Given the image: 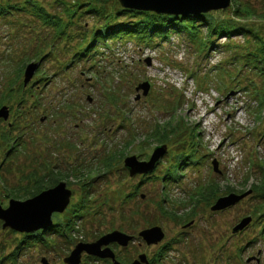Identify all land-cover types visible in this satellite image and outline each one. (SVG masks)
Returning <instances> with one entry per match:
<instances>
[{
    "label": "rangeland",
    "instance_id": "374dc122",
    "mask_svg": "<svg viewBox=\"0 0 264 264\" xmlns=\"http://www.w3.org/2000/svg\"><path fill=\"white\" fill-rule=\"evenodd\" d=\"M73 1L39 0L52 21L37 17L41 13L33 8L10 10L13 15L0 18V109L10 111L0 120V204L7 208L10 199L34 197L39 181L51 182L52 188L64 182L73 192L68 211L86 198L85 210L78 213L84 216L75 222L77 233L62 238L47 232L48 245L29 246V240L20 252L24 234L4 230L0 222L2 264H42L43 258L64 264L77 244L114 230L137 238L120 253L130 261L145 254L152 264H256L247 263L252 257L264 264V200L253 195L226 212L211 211L218 199L251 190L264 162V77L249 73L253 64L245 68L253 61L248 54L255 43L221 35L199 57L179 35L159 47L104 42L96 31L113 29L126 17L110 19L107 26L109 20L88 12L92 6L72 8ZM238 1L264 14V0ZM115 2L108 0L109 12ZM235 4L232 0L218 17L233 19ZM235 22L260 27L264 34L259 20ZM30 64L39 67L25 86ZM146 82L150 93L144 97L141 91L138 99L136 89ZM171 124L178 126L176 134ZM159 128L166 129V143L155 138ZM165 144L168 153L149 178L130 177L126 158L147 161ZM14 194L20 198L8 197ZM248 217L252 224L233 235ZM151 227L162 228V243L148 246L138 238ZM82 264L107 263L88 259Z\"/></svg>",
    "mask_w": 264,
    "mask_h": 264
},
{
    "label": "trees",
    "instance_id": "16d2710c",
    "mask_svg": "<svg viewBox=\"0 0 264 264\" xmlns=\"http://www.w3.org/2000/svg\"><path fill=\"white\" fill-rule=\"evenodd\" d=\"M234 2L236 4L232 11L233 19L227 17L220 19L218 17L220 14H226L225 11L214 12L200 16L173 17L166 15H157L150 12H137L126 9L120 10L118 7L119 3L117 2H115L114 6H112L115 8V10L113 12H109L106 6L108 0H87L85 2L83 0H74L73 4L71 5L75 6L72 8L77 7L79 9L84 6H92L88 10V12L99 14L105 20H109L107 21V26L113 23V21H110V19L117 18L120 15H124L126 17L125 19H127V21L123 22L122 24H117V22L114 23L116 26L113 29L107 28V30L105 31H96V33L102 34V37L105 40L104 42H106V40L133 41L137 43H144L146 45L159 47L164 43L170 42V39L173 36L179 35L180 37L185 36L188 44H190L192 48L197 49L196 54L201 57L203 54H206L205 52H208V44L211 45V48L215 47V37L225 35L227 38L231 39L233 36H245L247 42L251 40L252 45L255 43L254 50L248 54L252 57L253 61L246 62L245 68L247 69L249 67L248 63L250 65L253 64L249 68V73L253 76V74H256L255 71H257L260 75L264 77V34L262 32V29L260 27L258 28L247 23H245L246 25H240L239 22H235V20L256 19L259 20V22L264 23V14H259L257 11H255L248 5H242L241 3H239L238 0H234ZM99 4L103 5L99 6ZM39 5V0H24V2L19 5L14 4L13 2H11V0H6L5 2L0 1V18H6L9 15H13L12 11L22 12L27 9L28 11H30L31 8H33L36 10V12L41 13L38 14L37 17L42 18L45 16V19H48L50 21L54 20L53 17L44 12V7H41ZM69 10H71V8H67L68 12ZM69 15L70 19H73L76 15V12ZM132 19H134L133 22L131 21ZM52 24L56 23L54 22ZM96 40L91 44V48H95L97 42ZM232 49H234V47H232ZM78 57H81V55H79ZM244 57L246 56L241 55V59H246ZM256 63L259 65H256ZM237 65L238 63L233 66L235 67ZM245 68L243 69L242 67L241 71L239 72L241 73L242 69L245 70ZM21 72L22 71H20V73ZM20 73L17 75V78L20 77ZM255 95L260 96V91L257 90L255 92ZM262 95L263 98L260 100V106L264 108V87L262 90ZM0 106H2V104ZM171 127L172 133L176 134L179 129L178 126H172L171 124ZM160 130L161 128L157 130V137L155 138L161 140L162 143H166L169 140V137L166 139L164 138L165 135H162L163 133H166V129H162V132ZM3 141L5 143H9L7 137H4ZM13 151H15L13 148L8 149L7 155L13 154ZM257 171L259 177L257 178V181L253 185L252 189L254 191V195H256L257 198H261L262 200H264V162H261V164L258 165ZM55 179L58 180L59 177H53V180ZM42 182V184H40V181L39 183H36L38 187H36L35 189L33 188L31 197L39 194L45 189L51 188V186H49L51 182ZM205 192L206 191H201L199 194L200 196L206 199ZM211 192H213L212 189L209 190L207 194ZM29 195H27L26 197H28ZM16 196L17 194L8 197L13 198ZM86 200V198H83L82 201H80V203L75 207V209L70 212L68 211L69 213L67 212L62 217L58 216L57 222H55V224L48 231L39 232L32 235H24L22 241L19 242L20 246L19 248H17L18 252L23 250V246L29 245V240L32 241V244H30L29 246L33 245V243H44L45 245H48L46 244L47 239L45 238L47 232L52 233V235L56 234L62 238H68L69 233H73L74 231L77 233L78 230H76L75 228L77 224L75 222L84 216L78 215V213L85 210ZM88 203H90V201ZM256 215L257 214H253L254 217ZM4 258L1 259L0 264L5 261ZM120 260L124 264H129L132 262L126 257H123Z\"/></svg>",
    "mask_w": 264,
    "mask_h": 264
},
{
    "label": "water",
    "instance_id": "95a60500",
    "mask_svg": "<svg viewBox=\"0 0 264 264\" xmlns=\"http://www.w3.org/2000/svg\"><path fill=\"white\" fill-rule=\"evenodd\" d=\"M123 9L137 12H150L157 15L173 17L200 16L214 12L226 11L232 5V0H118ZM151 66V61H147ZM39 64H30L24 73V85L27 86L34 78ZM151 85L146 82L136 89L141 98L140 92L147 97L150 93ZM10 111L7 107L0 109V120H7ZM168 146L157 147L149 161H140L138 157H128L125 159V168L131 177L147 175L153 172L159 161L167 154ZM214 171L219 172L218 163H214ZM253 194L249 190L241 195L231 193L216 201L212 206V212H223L235 207ZM73 192L68 189L64 182L59 183L54 188L45 190L39 195L21 201L11 199L9 206L4 208L0 204V221L3 222V229H11L20 234H34L39 231H48L54 225V215L65 214L72 200ZM144 198V197H143ZM252 217L244 219L233 229V234L243 232L251 223ZM191 226V225H188ZM139 237L148 245H158L164 238L165 233L160 227H153L140 232ZM135 237L121 231L108 233L92 243L81 242L77 244L68 257L64 259L65 264H82L84 254L88 257L99 260H111L114 264H121L117 261L116 254L111 249L112 245L121 248H128L134 242ZM256 262L261 264L260 258L252 257L247 263ZM42 264H49L46 258L42 259ZM131 264H150L147 255L143 254Z\"/></svg>",
    "mask_w": 264,
    "mask_h": 264
},
{
    "label": "flooded vegetation",
    "instance_id": "af4514ba",
    "mask_svg": "<svg viewBox=\"0 0 264 264\" xmlns=\"http://www.w3.org/2000/svg\"><path fill=\"white\" fill-rule=\"evenodd\" d=\"M143 177H146V178H149L150 176L149 175H147V176H143ZM191 227V226H190ZM190 227H185L186 229H189ZM41 232H44V231H41ZM117 248H119V250H118V253L115 251ZM111 249L116 253V256H117V259H118V261L121 263V264H124L120 259V253H122V252H124L125 250H123L122 248H120V247H118L117 245H112L111 246ZM88 260V259H90V258H88V256H86V255H84V257H83V260ZM92 259H94V258H92ZM64 260V259H63ZM85 260V261H86ZM91 260V259H90ZM84 261V262H85ZM83 262V263H84ZM105 263H107V264H114L111 260H108V261H104ZM65 264V263H64Z\"/></svg>",
    "mask_w": 264,
    "mask_h": 264
}]
</instances>
